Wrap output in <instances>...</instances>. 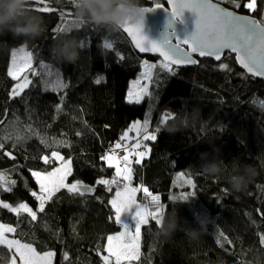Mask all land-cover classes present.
Here are the masks:
<instances>
[{"label":"trees","instance_id":"16d2710c","mask_svg":"<svg viewBox=\"0 0 264 264\" xmlns=\"http://www.w3.org/2000/svg\"><path fill=\"white\" fill-rule=\"evenodd\" d=\"M216 1L239 13L264 17V0H257L254 13L244 7L236 9L228 0ZM246 1L240 0L241 4ZM140 2L153 6L164 0ZM45 3L56 11L35 12L46 24L41 36L25 40L0 34V120L5 122L0 125V142L5 143L0 150V172L8 181H16L11 192L0 187V201L13 207L27 202L36 210L38 202L30 191L39 192V187L29 170L46 173L60 166L63 162L52 158V151L71 159L67 183L79 181L95 190L80 196L61 189L46 203L45 212H38L36 221L0 206V223L16 229L10 236L32 245L38 253L53 252V264H103L107 236L122 231L110 201L125 181L115 177V168L101 157L113 154L114 145L134 122L142 125L148 119L149 132L157 127L161 131L155 141H143L141 132V147L135 151H146L144 144L150 149L141 164L135 163L137 157L129 150L133 183L158 195L165 213L176 209L180 228L165 238L150 219L141 228L140 259L134 264H264V244L260 243L264 235V81L247 75L229 53L221 62L205 59L198 66L173 67L171 74L160 67V58L136 52L120 29L104 26L97 31L89 24L73 27L67 34L54 32L62 23L60 12H72L64 18L70 22L76 18L75 8L69 0ZM61 37L77 41L79 57L74 63L53 55L52 48ZM105 40L112 43L111 49L103 47ZM22 47L32 53L34 62L26 73L32 85L13 98L10 94L17 81L8 71L13 50ZM144 61L157 65L151 95L142 103H129L130 81L139 76ZM41 63L49 67L41 68ZM220 63L228 64L230 71L221 70ZM97 79L101 82L95 83ZM59 80L65 82L61 92L46 88ZM166 114V122L175 121L179 130L163 129ZM9 134L12 140L3 139ZM128 135L135 144L136 132ZM16 136L26 139L16 142ZM42 139L52 146L46 147ZM214 148L224 163L219 175L209 176L200 167L201 153H212ZM4 152H11L15 159ZM45 155L50 158L47 164L42 160ZM243 165H252L255 175L244 191L237 192L231 189L229 178ZM114 177L116 184H97L99 179ZM190 178L194 186L188 183ZM185 194H191L187 200H170ZM139 200L149 203L150 197L141 193ZM198 217L205 219V227L192 238L183 229L199 228ZM10 257L0 246V264H10Z\"/></svg>","mask_w":264,"mask_h":264},{"label":"snow or ice","instance_id":"6c2138e0","mask_svg":"<svg viewBox=\"0 0 264 264\" xmlns=\"http://www.w3.org/2000/svg\"><path fill=\"white\" fill-rule=\"evenodd\" d=\"M166 2L171 6L167 10L170 12L172 19L168 21L165 31L161 33L159 40L149 38L145 33L143 22L139 25H125L121 28L124 33L131 37L135 47L141 53H158L163 58L160 61V67L174 74L173 66L194 65L198 63L193 58V54H198L199 57H214L216 61H221L223 54L227 51L235 54L236 61L247 73L252 76L264 77V17L256 19L250 14H238L236 11L220 7L218 3H213L212 0H166ZM228 2L233 4L236 9L244 7L249 13L257 11V0H247V3L244 4H241L240 0H228ZM69 3L75 8V0H69ZM29 4L34 6L30 9L34 12L52 13L56 11V9L49 7L45 3V0H29ZM39 5L43 6L41 7ZM161 7H164V5L157 3L154 7H145V12H150L155 8ZM186 10L193 14L194 30L186 32L185 38L180 39L179 36H176L175 29L172 25L176 20L183 22V16ZM72 15L73 13L70 11H61L60 17L62 23L53 31L67 34L73 27L78 29L89 24L97 31L104 27L89 21L77 20L76 18L70 22L65 21V17H71ZM69 23L71 26H68ZM184 46L187 47L185 48ZM80 47H83L82 43ZM103 47L111 49L113 45L111 42L105 40ZM19 52L24 53L20 58V63H17V50H13L12 66L8 71V75L13 80L18 81L11 90L10 95L13 98L20 96L25 89H28L32 85V81L29 80L28 76L22 75L26 69L30 70L32 68V53L25 52L23 47L19 49ZM48 67V65L41 63V68ZM156 67V64H150L148 61H144V71L140 74L141 77L151 80L152 70ZM219 68L230 71V67L226 63H220ZM33 74L35 75L36 73ZM100 82L101 79L95 81V83ZM138 84L139 80L133 82L134 86ZM147 87V85H144L139 91L135 90V87L130 89L127 97L128 102L140 103L144 96H149L150 93L147 91ZM167 119L168 116L166 114L162 124ZM4 123L3 120H0V125ZM148 126V119H145L142 125L140 121H136L122 135V139L128 140L130 139L129 132L135 131L137 134L138 139L131 146L137 157L135 160L136 164H141L142 158L150 152L147 144H144L146 151H135L141 147V140L139 139L141 132L143 131L144 133L142 137L143 141H155L157 139L156 133L161 131V128L157 127L153 132H149ZM77 135H80V133H77ZM3 139L12 140L13 136L9 134L3 137ZM22 139H26V137H15L16 142ZM41 143L49 148L52 146L43 139ZM52 143L67 146L62 141H53ZM122 147L125 151V155L122 157L124 167H121V158L114 154V149ZM4 148L5 143L0 142V150ZM114 149L113 154L106 153L101 159L106 161L109 167L115 168V177H120L123 181L130 182L133 169L129 166V163L130 156L133 153L129 152L128 145H122L119 142L114 145ZM3 154L11 159H15L11 152H4ZM51 157L59 158L63 162L62 165L46 173L29 170L39 187V192L30 191V195L38 202L36 210H33L27 202L19 203L13 207L7 202L0 201V206L15 213L17 216L21 213L27 214L31 221H36L38 212L44 213L46 203L51 201L61 189H66L69 193L80 196H83L85 192H93L95 190L94 188L86 187L79 181L71 184L66 183L67 177L71 175V159L65 160L57 151H52ZM49 159L47 155L42 157V160L46 164L49 162ZM115 177L111 180L99 179L97 184L109 186L116 184L117 179ZM188 183L191 184L192 181L189 180ZM15 185V180L8 181L5 174L0 172V187L4 191L11 192ZM108 190L111 191V188L109 187ZM141 190L146 198L150 197L148 204L137 202L136 193ZM190 195H181L179 198L172 196L170 200H187ZM110 204L114 210L115 222L121 224L125 231L119 232L116 235L107 236L106 251L108 255L102 256L103 264H112L109 257H114V264H122V262L131 264L132 261H138L140 259L141 226L148 225L150 219L159 225L164 212V205L161 204L160 197L153 195L147 187L143 185L132 187L130 183H124L123 190L118 189L115 192V196L111 199ZM133 207H135L133 219L136 221L132 227L135 229L134 234L129 231V225L123 223L121 220L122 213L131 210ZM261 215L264 216V213H261ZM15 231L16 229L14 227L0 223V246L5 247L11 253L10 264H16L17 259H19L20 264H51V257L54 255L53 252L49 251L40 254L30 244L21 243L18 239H9L7 234L14 233ZM224 239L227 240V237H224ZM217 242H220L219 239ZM228 243H231V241H228ZM260 243L264 244V235L260 236ZM69 259L68 253L65 252L64 260L68 261Z\"/></svg>","mask_w":264,"mask_h":264},{"label":"clouds","instance_id":"9594fccd","mask_svg":"<svg viewBox=\"0 0 264 264\" xmlns=\"http://www.w3.org/2000/svg\"><path fill=\"white\" fill-rule=\"evenodd\" d=\"M29 0H0V34L11 33L14 37L34 40L46 31L44 18L31 11ZM145 7L140 0H75V17L77 20L89 21L113 30L125 25H139L145 19ZM79 45L74 38L61 37L52 48L53 55L60 61L74 63L78 57ZM163 129L168 132L179 130L177 123L165 122ZM211 157V158H210ZM202 171L215 176L222 172L223 160L219 158V149L212 153H201ZM255 175L252 165L237 167L235 174L229 178L231 189L244 191ZM199 228H184L186 235L196 238L205 227V219L198 217ZM180 228L176 209L171 213L163 212L158 225L159 235L169 238Z\"/></svg>","mask_w":264,"mask_h":264},{"label":"water","instance_id":"95a60500","mask_svg":"<svg viewBox=\"0 0 264 264\" xmlns=\"http://www.w3.org/2000/svg\"><path fill=\"white\" fill-rule=\"evenodd\" d=\"M213 3H218L220 7L226 8L228 10L231 11H235L229 7H226L224 4L216 1V0H212ZM164 5V7L161 8H155L153 11L150 12H146L145 13V19L143 22V26H144V30L145 33L149 36V38L151 39H155V40H159L161 37V33L165 31V28L168 24V21L170 19H172L170 12L167 10V8L170 9V5L167 4L166 0H164V3H162ZM156 5V4H155ZM153 6H144V7H154ZM237 12V11H236ZM238 14H242L237 12ZM244 15H249V14H244ZM254 17V16H253ZM256 18V17H254ZM258 19V18H256ZM172 27L175 29V34L176 36H179L180 39H184L186 32H191L192 30H194V22H193V14L186 10L183 16V22L181 21H174ZM122 31V29H120ZM123 32V31H122ZM124 33V32H123ZM126 35V37L130 40L133 48L135 49L136 52L142 54V55H146V56H152V57H157L160 58L161 60L163 59L158 53H141L139 51V49H137L134 45V43L132 42V39L130 36H128L126 33H124ZM173 39H175V37H173ZM175 42V41H174ZM185 48L187 46H184ZM229 52L225 51V53L222 56L221 61L224 59V57L228 54ZM233 56H235V54L229 53ZM193 58L196 59L198 61L197 64L194 65H180V66H173L176 68H190V67H194V66H198L200 64L201 60H205V59H211L215 62H221V61H216L214 59V57H199L198 54H193ZM237 62V61H236ZM238 66L240 67V69H242L247 75L252 76L251 74L247 73L246 70H244L241 65H239V63L237 62ZM254 78L260 79L264 81V77H258V76H252Z\"/></svg>","mask_w":264,"mask_h":264},{"label":"rangeland","instance_id":"374dc122","mask_svg":"<svg viewBox=\"0 0 264 264\" xmlns=\"http://www.w3.org/2000/svg\"><path fill=\"white\" fill-rule=\"evenodd\" d=\"M245 3H247V1L245 2ZM24 48V47H23ZM25 49V52H28V50L26 49V48H24ZM17 53H18V55H17V63H20V58L24 55V53H20L19 52V50H17ZM161 60V59H160ZM162 61V60H161ZM33 58H32V64H33ZM148 63H150V64H152V62H148ZM155 64V63H154ZM12 66V60H11V63H10V66H9V68ZM155 69V68H154ZM154 69L152 70V77H153V73H154ZM27 70L28 69H26L25 70V72L22 74V75H26V73H27ZM144 71V68L142 67V71H141V73ZM140 73V74H141ZM139 74V76L137 77V78H135V79H132L131 81H130V85H129V89H128V91H127V95H126V99H127V97H128V92H129V90L130 89H133L134 87H135V90H137V91H139V90H141L142 88H143V86L144 85H147L148 87H147V91L150 93V95H151V89H152V87H151V84H152V81L151 80H148V79H146V78H142L141 77V75ZM27 76V75H26ZM137 80H139V84L138 85H133V82L134 81H137ZM16 83H18V81L16 82ZM64 87H65V82L63 81V80H59V81H56V83L54 84V85H52V84H47V86H46V88L48 89V90H51V91H55V92H61L63 89H64ZM150 95L149 96H144V98H143V100L140 102V103H142L144 100H146V99H148V97H150ZM149 100V99H148ZM128 101V100H127ZM151 105V104H150ZM153 106H150V110L148 111V117L151 115V112H152V110H151V108H152ZM62 165V164H61ZM60 165V166H61ZM60 166H58V167H60ZM129 166H131V163L129 164ZM57 167V168H58ZM181 176H183V174L181 175ZM68 178V177H67ZM190 180L192 181V179L190 178ZM66 183H67V180H66ZM125 183H130V185L132 186V187H139V186H141V185H136V184H134L133 183V173H132V179H131V181L130 182H126L125 181ZM185 185H187V184H185ZM191 186H193V181H192V183L190 184ZM144 186V185H143ZM144 187H146V186H144ZM120 190H123V188H121ZM141 193H143V191L141 190V191H139V192H137L136 193V199H137V202L138 203H141V204H148V203H142L140 200H139V196H140V194ZM153 194V193H152ZM154 195V194H153ZM114 196H115V194H114ZM113 196V197H114ZM134 213H135V207H133L131 210H129V211H127V212H124V213H122V216H121V220H122V222L123 223H127L128 225H129V231H131L132 232V234H134V232H135V229L134 228H132L134 225H135V220L133 219V216H134ZM9 226V225H8ZM143 226V225H142ZM142 226H141V228H142ZM123 231H125V229L123 228V226H122V231L121 232H123ZM117 234V233H116ZM116 234H113V235H116ZM8 235V238L9 239H13L11 236H10V234H7ZM125 242H127V241H125ZM140 244H141V239H140ZM40 254H43V253H40ZM107 255H108V253H107ZM53 258H54V255L51 257V264H53ZM109 259H110V261L112 262V264H114V257H109ZM136 261H132L131 262V264H134ZM16 264H20V261H19V259H17V262H16ZM122 264H127V262H122Z\"/></svg>","mask_w":264,"mask_h":264},{"label":"built area","instance_id":"2783aa9c","mask_svg":"<svg viewBox=\"0 0 264 264\" xmlns=\"http://www.w3.org/2000/svg\"><path fill=\"white\" fill-rule=\"evenodd\" d=\"M120 143L122 145H125V144L128 145L129 146V150L132 149L131 146L133 145V142L130 141V140H124L123 139ZM115 153H116L117 157L122 158L125 155L124 148L122 147V148H119V149H115Z\"/></svg>","mask_w":264,"mask_h":264}]
</instances>
